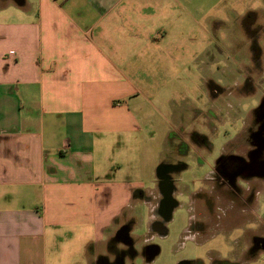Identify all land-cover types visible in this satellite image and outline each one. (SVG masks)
<instances>
[{
	"label": "crops",
	"instance_id": "crops-1",
	"mask_svg": "<svg viewBox=\"0 0 264 264\" xmlns=\"http://www.w3.org/2000/svg\"><path fill=\"white\" fill-rule=\"evenodd\" d=\"M222 2L0 0V264H112L113 244L132 248L124 220L163 187L135 180L136 150L164 114L166 68L209 45L188 36Z\"/></svg>",
	"mask_w": 264,
	"mask_h": 264
},
{
	"label": "rangeland",
	"instance_id": "rangeland-1",
	"mask_svg": "<svg viewBox=\"0 0 264 264\" xmlns=\"http://www.w3.org/2000/svg\"><path fill=\"white\" fill-rule=\"evenodd\" d=\"M188 37L209 45L185 48L182 64L166 68L164 114L136 150L145 165L135 180L163 187L137 200L124 220L133 250L113 244L112 264H264V179L240 178L236 193L211 176L222 156H248L255 146L251 134L264 114V0H225L209 34Z\"/></svg>",
	"mask_w": 264,
	"mask_h": 264
},
{
	"label": "flooded vegetation",
	"instance_id": "flooded-vegetation-1",
	"mask_svg": "<svg viewBox=\"0 0 264 264\" xmlns=\"http://www.w3.org/2000/svg\"><path fill=\"white\" fill-rule=\"evenodd\" d=\"M262 108L264 109V104L261 106V109ZM259 123L257 129L251 134L253 138V146L254 144L255 146L247 153L248 156L232 154L224 155L216 162V166L211 173L213 179L229 185V187H231L232 190H235L236 193L242 190L241 187L237 186V180L240 178L252 179L257 177L264 179L263 171H261L264 162V114H260ZM162 207L163 213L165 208L168 207V204L164 203ZM155 226L162 233L167 232L161 222L156 221ZM121 234L123 235L124 232ZM185 264H188V262Z\"/></svg>",
	"mask_w": 264,
	"mask_h": 264
},
{
	"label": "water",
	"instance_id": "water-1",
	"mask_svg": "<svg viewBox=\"0 0 264 264\" xmlns=\"http://www.w3.org/2000/svg\"><path fill=\"white\" fill-rule=\"evenodd\" d=\"M261 171H263V174H264V162H263V168H261ZM152 253H156V250L152 251Z\"/></svg>",
	"mask_w": 264,
	"mask_h": 264
}]
</instances>
